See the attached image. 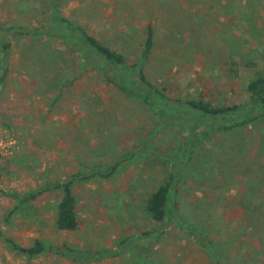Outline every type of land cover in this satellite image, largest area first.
I'll list each match as a JSON object with an SVG mask.
<instances>
[{"label": "rangeland", "instance_id": "obj_1", "mask_svg": "<svg viewBox=\"0 0 264 264\" xmlns=\"http://www.w3.org/2000/svg\"><path fill=\"white\" fill-rule=\"evenodd\" d=\"M229 4L230 0H63L60 9L94 35L106 36L113 46L114 30H123L133 36L132 46L138 52L149 22L146 15L154 14L158 46L147 67L152 80L169 89L173 98L202 97L229 106L247 101L249 80L244 69L238 77L232 76L220 49L232 36L234 19L250 30L251 24L257 25L261 31L256 30L259 41L252 37L249 46L240 31L232 49L236 60L240 62L242 54L253 52L259 56L264 73V22L261 16L247 13L248 7H253L256 16H264L263 2L256 7L251 2L237 8ZM51 14L48 0H0V29L13 27L24 33L48 26ZM188 14L194 16L193 24H183L182 16ZM197 32L204 36L199 39ZM16 34L7 35L12 43L8 63H4L0 48V69L4 64L9 68L0 95V134L12 142L10 157L0 160V264H142L146 257L152 264H215L209 252L185 234L179 216L206 221L214 240L227 232L242 235V254L248 264H264V237L260 239L253 229L246 228L253 219L246 209L251 197L247 196L248 186L262 180L264 190V120L198 148L195 160L203 162L194 169L204 166L205 174H193L183 182L174 200L179 216L158 244L148 243L143 233L160 228L144 214V202L167 179L166 164H172V155L192 134L191 128L178 117L164 124L159 113L107 85L97 70H83L78 56L70 54L72 49L56 39L49 42V48L63 54L57 55L59 58L73 61L72 71L58 80L74 83L61 95L60 83L42 89L40 69L30 49L33 39ZM42 46L37 44L36 50ZM133 56L137 57L136 53ZM169 148L173 149L168 152ZM130 151L134 157L113 178L76 186L80 223L76 232L55 229L60 191L45 193L25 206L11 196L36 191L49 182L55 184L96 164L116 161ZM260 194L264 196V192ZM261 196L253 194L264 199ZM8 239L25 247L40 239L46 245L67 246L90 257L100 252L103 255L87 262L48 252L28 258L13 251ZM238 258L234 249L224 261L234 264Z\"/></svg>", "mask_w": 264, "mask_h": 264}, {"label": "trees", "instance_id": "obj_2", "mask_svg": "<svg viewBox=\"0 0 264 264\" xmlns=\"http://www.w3.org/2000/svg\"><path fill=\"white\" fill-rule=\"evenodd\" d=\"M48 1L52 10V22L50 25L32 28L24 33L17 31L13 27L0 29V48L4 53V63H8L12 49V43L7 38V35L16 32V35H20L21 37H32L33 40L30 43V49L34 54L35 64L40 69L39 75L41 77L42 89L56 86L61 82L64 75L72 71L71 64L73 63L71 60L66 61L65 59L59 58L57 55L61 53L58 50L52 51L49 48V42L56 39L61 45L72 49L73 52L68 50L71 55L78 56L83 64V70H97L99 74L101 73L104 76L103 79L107 85L114 87L130 100L138 102V104L159 113V119L164 124L178 117L192 130V134H188L178 150L175 151L176 153L172 155V164L170 166L166 164L168 172L167 179L154 189L143 205V211L146 217L159 225L160 230H157V232H145L142 237L147 239L146 241L148 243L154 241V243L158 244L160 239L165 235L168 226L171 225L172 220L175 219V216H179L174 200L183 182H186L187 178L193 177V174H201L205 170L204 166H201L199 170L194 169L197 164L200 165L203 162V159L195 160L198 154V148L203 146L205 142H210L216 137L243 132L257 126L264 120V73L260 66L261 61L258 58L259 56H255L253 52L244 55L241 52L242 56H240L239 62V60H236L238 58H236L232 50L233 44L239 39L240 31L245 35L243 42H246V46L251 45L252 37L259 41L260 38L256 30L258 33H261V31L258 30L257 25L251 24L250 30L242 21L240 22L239 19H234L231 23L232 25H230L232 36L231 38L225 39L224 45L220 47L230 66L232 76L238 77L243 69L249 76V80L245 86L247 101L242 104L227 106L206 100L202 97L186 99L173 98L170 95L171 93H169V89L160 87L152 80L148 74L147 67L151 63L158 46L154 14L146 15L149 22L145 26V40L142 44V50L138 52L132 46L133 36L126 34L123 30L119 28L114 30L113 40L119 43L116 44L115 41L114 44L116 46H113L106 36H96L84 25L65 16L60 9L63 0ZM243 2H251V5L254 7L263 2L261 10L264 14V0H230L231 4L229 5L237 8V6H243ZM248 8L249 12L247 13L251 12L253 17L261 16L264 22V16L261 14H257L256 16V12L253 10L254 8ZM190 14L182 16L183 24H193L194 16L188 17ZM156 17L158 20L159 14H156ZM243 19L245 20V17ZM237 32L239 33L237 34ZM197 35L199 39L200 36H204L201 32H197ZM230 42L232 43L230 44ZM39 43L44 44V46L36 50V45ZM239 49L237 48L236 51L239 52ZM135 53L137 56L135 57L136 59L132 58ZM4 65V68L0 69V95L5 87V81L9 74L7 64ZM254 72L257 73L256 76L250 77ZM73 83L72 80L66 81L64 84L60 83L63 84L60 95ZM172 149L169 148L168 152ZM132 154L133 152L130 151L116 161L106 164H96L91 169H84L68 174L64 179L55 184L49 182L43 188L37 189L36 191H31L26 194H12L11 196L19 201L20 206H25L37 201L45 193L60 191L62 196L57 206L56 229L58 231L76 232L80 226L78 199L75 193L76 186L93 179L107 181L113 178L120 168L134 157ZM260 183H263L262 180L251 183L248 186L247 196L251 197L247 198L250 204L246 209L251 214V217L253 216V219L246 225V228L253 229L255 232L254 235L262 239L264 237V214L262 212L264 199L253 197V194L261 196L260 193L264 192L261 189L262 185ZM199 211H201L200 208ZM178 223L191 240L199 243L209 252L208 254L215 259V264H229V261H224V258L228 257L234 249L239 254V258L234 261V264H248L245 259L246 255L244 256L242 254V251H245L242 235L227 232L224 235H220V238L214 240L211 237L213 231L204 220L193 219L191 221L189 216L188 219L179 216ZM243 234H246V232L243 231ZM7 243L13 251L25 255L28 258H35L48 252L71 259L72 261L87 262L96 261L103 255V252H100L97 255L92 254V257H90V254H85L84 252L67 246L60 248L47 246L40 240H36L33 246L28 248L19 245L12 239H8ZM104 253L107 254L108 252ZM142 264L152 263H150L149 257H146L143 259Z\"/></svg>", "mask_w": 264, "mask_h": 264}, {"label": "built area", "instance_id": "obj_3", "mask_svg": "<svg viewBox=\"0 0 264 264\" xmlns=\"http://www.w3.org/2000/svg\"><path fill=\"white\" fill-rule=\"evenodd\" d=\"M11 144L12 142H9L0 134V160L5 157H10L11 152L8 147L11 146Z\"/></svg>", "mask_w": 264, "mask_h": 264}, {"label": "crops", "instance_id": "obj_4", "mask_svg": "<svg viewBox=\"0 0 264 264\" xmlns=\"http://www.w3.org/2000/svg\"><path fill=\"white\" fill-rule=\"evenodd\" d=\"M62 194V193H61ZM62 196V195H61ZM61 201V198L59 199V201H58V204H59V202ZM33 203V202H32ZM31 203V204H32ZM58 204H57V206H58ZM56 216H57V212H56ZM56 216H55V220H54V226H55V229H56V225H55V223H56ZM57 230V229H56ZM58 231V230H57ZM60 232H66V231H60ZM36 240H40V239H36ZM35 240V241H36ZM34 241V242H35ZM40 241H42V240H40ZM34 244V243H33ZM19 245H21V244H19ZM21 246H23V245H21ZM31 246H33V245H31ZM31 246H29V247H31ZM47 246H49V245H47ZM23 247H25V246H23ZM28 248V247H27Z\"/></svg>", "mask_w": 264, "mask_h": 264}]
</instances>
